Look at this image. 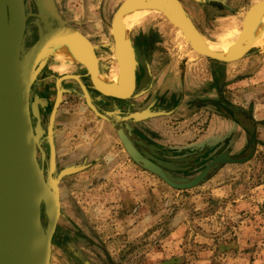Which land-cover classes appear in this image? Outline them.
<instances>
[{"label":"crops","instance_id":"0c3cea01","mask_svg":"<svg viewBox=\"0 0 264 264\" xmlns=\"http://www.w3.org/2000/svg\"><path fill=\"white\" fill-rule=\"evenodd\" d=\"M186 1L181 0L200 35L204 39L224 41L235 35L243 12L256 0H189L192 4ZM115 10L110 14L108 9H101L97 13L100 18L95 23L93 17L96 12L93 10L85 12L88 17L82 23L71 18L70 11L64 15L65 20L84 32L90 43H101L107 40ZM218 24L223 25L219 27ZM157 27L158 32L168 31L171 36L179 37L176 28L170 24L161 23ZM139 31L145 33L142 28ZM135 33L131 34L132 42L140 37ZM141 37V41H147L146 36ZM139 56V66L136 62L137 86L145 78L146 61L150 63L153 81L148 92L134 99L105 97L94 89L89 79L90 93L85 67L73 59L60 60L55 53L46 59L42 74L38 75L31 87L32 124L37 131V155L44 173L56 176L67 168L85 166L62 177L58 183L60 201L64 200L71 213L72 205L75 204L72 198L74 193L80 191L84 194L88 185H96L100 189L103 183L100 182V176H107L103 177L106 180L114 177L117 187L122 191L120 199L126 207H129V203H136V189L141 187L143 191L146 190L145 181L148 178L145 172H137L135 167H125L127 171L118 166L114 169L111 167V172L106 173L109 167L97 166L98 163L103 164L100 160H106L105 164L109 159L120 162L122 154H126L117 133L119 128L130 131L134 145L156 161L163 160L153 154H177L176 160L187 161L197 160L195 154L200 157L226 153L235 157L253 151L256 157L260 151H264V44L250 46L246 56L229 63L188 60L194 62H187L186 70L181 71L180 76L177 65L183 61L178 62L174 58L160 61L158 56L151 59L141 53ZM97 59L100 77L118 73L117 65L110 55H98ZM83 85L88 89L93 104L107 119L97 116L87 106L81 89ZM174 86H182V92L178 93L180 97L172 92ZM58 89L63 90L61 101L51 115ZM136 101H144V107L138 109L140 104ZM142 111H147L143 118L130 116L131 113ZM49 129L51 142L48 138ZM112 133L116 138H113ZM134 176L138 179H134ZM140 178L142 181L136 188ZM83 198L79 202L83 208L81 211L85 212L81 219L87 225L92 223L90 204L88 196ZM134 214L130 213L124 220L135 222ZM70 219L75 221L72 216ZM151 220V215H144L138 223ZM86 229L89 233L91 228L87 225ZM192 235L185 225L178 224L166 237L170 241L169 245L173 242L174 248L166 250L160 246L158 251L183 254L187 236L191 237V244Z\"/></svg>","mask_w":264,"mask_h":264},{"label":"rangeland","instance_id":"374dc122","mask_svg":"<svg viewBox=\"0 0 264 264\" xmlns=\"http://www.w3.org/2000/svg\"><path fill=\"white\" fill-rule=\"evenodd\" d=\"M120 1L56 0L61 6V15L70 11L72 13L70 17L78 23L87 19L85 12L88 10L96 12L93 18L94 23L97 22L100 18V14L97 13L101 9L106 8L111 14ZM186 2L192 4L189 0ZM35 7L28 1L29 13H33ZM41 21L43 20L40 19L37 24ZM161 23L175 27L162 13L148 14L131 26L126 25L125 38L134 54L136 53L137 59L141 53L151 59L158 56L160 61H171L172 58L178 62L183 61L185 64L177 65L180 76L181 71L186 70L187 62L189 64L194 62L188 60L199 59L185 50L178 36H171L168 31L158 32L157 24ZM37 24L27 36L25 34L27 40L25 46ZM140 28L145 33L139 31ZM132 33L140 35L135 43L130 39ZM141 36H146L147 41H141ZM259 36L264 39V30ZM41 74L42 69L38 75ZM181 88L182 86H174L172 92L181 93ZM136 102L140 104L137 106L138 109L144 107L142 105L144 101ZM112 136L116 138L113 133ZM153 155L169 163L174 170L166 169L167 173L180 181L191 178L185 176L187 174H174L177 168H180L181 172L191 170L197 175L204 168L205 162L215 157L211 154L198 157L195 154L197 160L191 162L176 160L177 154ZM248 155L246 152L235 157L245 158ZM121 158L120 162L109 159L106 164V160L105 162L100 160L103 164L98 163L97 166L109 167L106 173L111 172V167L114 169L118 166L124 171H127L125 167H135L137 172H145L148 178L145 181L146 190L143 191V188L139 187L138 184L142 181L140 178L136 184V188L139 187L136 189L138 193L135 194L136 203H129V207H126L124 201L120 199L122 191L117 187L114 177L106 180L103 177L107 176H100V182H103L100 189L99 186L88 185V190L84 194L80 191L74 193L72 198L75 204L72 205V213L69 206L64 204V200L60 201L61 214L52 238L50 264H85L86 261L90 264H264V186L261 187L264 185V151H260L256 157L253 154L241 163L217 165L203 182L185 190L169 186L157 175L145 170L127 153L122 154ZM134 179L137 180L138 177L134 176ZM86 196L92 219V223L87 224L91 228L89 233L87 225L82 222L81 218L85 212L81 211L83 208L79 203ZM130 213H135V222L128 223L124 220ZM144 215H151L152 220L148 223H138ZM70 216L75 221H71ZM44 223L46 226L45 217ZM178 224L185 225L189 233L193 234L191 244L189 241L191 237L187 236V246L183 254L166 253L164 250L159 252L160 246L162 248L164 246L166 250L169 247L174 248L173 242L169 245L170 241L166 237Z\"/></svg>","mask_w":264,"mask_h":264},{"label":"water","instance_id":"95a60500","mask_svg":"<svg viewBox=\"0 0 264 264\" xmlns=\"http://www.w3.org/2000/svg\"><path fill=\"white\" fill-rule=\"evenodd\" d=\"M48 1L47 12L43 14L39 8L35 14L26 11L25 0H0V264L51 263L52 238L61 214L58 183L62 177L85 167L67 168L51 176L45 175L39 164L30 91L46 59L57 48L65 52L85 67L94 89L109 98H137L151 89L153 81L150 63L146 61V76L137 86L138 59L125 38L128 11L148 0H122L111 18L107 40L101 43H90L78 26L56 13L53 0ZM159 1L166 9L165 16L176 27L185 50L196 59L222 63L239 60L248 54L251 41L259 36L247 24L253 17L264 14V0H256L245 9L237 35L228 48L219 53H209L193 42L192 37L200 33L181 0ZM31 15L43 21L36 25L25 46L27 20ZM98 55H110L118 68L117 80L109 89L99 86ZM81 89L87 106L97 116L107 119L91 101L88 89L84 85ZM62 92V89L57 90L51 115L61 101ZM146 115L147 111L130 114L135 118ZM117 133L126 153L135 162L178 190L199 185L217 165L241 163L253 155V151L245 158L218 154L197 175L180 181L167 173L166 169L172 167L169 163L156 161L140 151L132 142L130 131L119 128ZM48 138L51 142V129ZM50 156L53 162L52 154ZM42 214L46 219L45 227Z\"/></svg>","mask_w":264,"mask_h":264},{"label":"bare ground","instance_id":"6f19581e","mask_svg":"<svg viewBox=\"0 0 264 264\" xmlns=\"http://www.w3.org/2000/svg\"><path fill=\"white\" fill-rule=\"evenodd\" d=\"M154 13H162L164 15L165 14L167 15L166 9L159 0H148L146 1L145 4H141L140 6H137L128 11L127 25L129 27L133 25L135 22H137L139 19L143 18L145 15L154 14ZM247 26L250 30L258 31L259 33H261L264 30V14L257 15L252 19H250L248 21ZM236 35H234L233 37L235 38ZM233 37L229 41H225V40L215 41V40L204 39L200 35V36H193L192 40L196 45H198L200 48H202L203 50L209 53H219L225 50L226 48H228V46L234 40ZM262 44H264V40L261 38V36H258L251 41L249 46H260ZM55 55L60 60H72L69 55L59 50L58 48L57 51L55 52ZM117 77H118V73L114 75L103 76L99 80V86L102 89H109L117 80Z\"/></svg>","mask_w":264,"mask_h":264},{"label":"flooded vegetation","instance_id":"af4514ba","mask_svg":"<svg viewBox=\"0 0 264 264\" xmlns=\"http://www.w3.org/2000/svg\"><path fill=\"white\" fill-rule=\"evenodd\" d=\"M28 1H31L36 7H35V10H34V12L33 13H38L39 12V8H41V10H42V12H43V14L45 13V12H47V10L49 9V7H47V4L49 5V1L48 0H25V6H26V11L28 12ZM53 3H54V6H55V11H56V13L60 16V17H62V18H64L65 19V16L63 17L61 14H60V11H61V6H59L58 4H57V2H56V0H53ZM48 9H47V8ZM44 19H47V17H45ZM40 21V18H37V17H35V16H29L28 17V20H27V28H26V36L28 35V33H30L31 32V30L33 29V27L35 26V24H37V22H39ZM26 36H25V41L27 42V40H26ZM26 42H25V44H26ZM134 53V52H133ZM135 55V57H137V55H136V53L134 54ZM111 57V56H110ZM137 63H138V66H139V62L137 61ZM144 77L146 76V69H145V67H144ZM87 82V87H88V89H89V91H90V93L92 92V89H91V87L89 86L90 85V83L88 82L89 81V78L86 80ZM41 213H43V211H41ZM41 218H42V223H43V226L45 227V223H44V215L42 214L41 215ZM55 232H56V230H55ZM55 232H54V235H55ZM87 262V261H86ZM86 262H85V264H86ZM83 263H84V261H83Z\"/></svg>","mask_w":264,"mask_h":264},{"label":"trees","instance_id":"16d2710c","mask_svg":"<svg viewBox=\"0 0 264 264\" xmlns=\"http://www.w3.org/2000/svg\"><path fill=\"white\" fill-rule=\"evenodd\" d=\"M170 156V155H169ZM182 161H184V160H182ZM191 161V160H190ZM189 162V161H188ZM192 162V161H191ZM209 161H206L205 162V164L204 165H206L207 163H208ZM169 171H170V169L171 170H174V168H167ZM174 174H179V175H185V174H187V175H185V176H187L188 178H192L193 176H195L194 174H195V172L193 173V172H191V170L190 171H188V172H186V171H184V172H181L180 171V168H177V170H176V172H173Z\"/></svg>","mask_w":264,"mask_h":264}]
</instances>
